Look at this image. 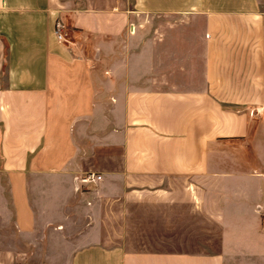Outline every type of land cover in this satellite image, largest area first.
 I'll list each match as a JSON object with an SVG mask.
<instances>
[{"label": "crops", "instance_id": "crops-1", "mask_svg": "<svg viewBox=\"0 0 264 264\" xmlns=\"http://www.w3.org/2000/svg\"><path fill=\"white\" fill-rule=\"evenodd\" d=\"M263 131L264 0H0V264H264Z\"/></svg>", "mask_w": 264, "mask_h": 264}, {"label": "rangeland", "instance_id": "rangeland-1", "mask_svg": "<svg viewBox=\"0 0 264 264\" xmlns=\"http://www.w3.org/2000/svg\"><path fill=\"white\" fill-rule=\"evenodd\" d=\"M153 23L156 24V26L159 27V23L161 22L160 17H153L152 19ZM159 31V28H158ZM159 65V63H158ZM264 132V131H263ZM222 147V146H220ZM218 147V148H220ZM248 151V154L254 158L255 153H251L249 151V148L245 149ZM236 150L229 147H222V150L216 149L211 155L209 156V170L210 171H216V168L224 169L227 167V163L234 162L237 158L235 156ZM254 167L257 166V162H254ZM89 185V184H88ZM230 210V207H228ZM226 212V210H225ZM244 213H236L232 211L231 214H226L227 216V223L234 224L237 226L234 229H230L228 239L233 242V249L239 253L240 256L243 257L244 251L250 250L251 254L249 255L251 258H247V260L251 263L259 262L261 263V259L264 258V246L262 243V240L260 238V235L256 232L255 229H253V217L251 212H247V210L243 211ZM256 212L259 215V220L261 227L264 229V211H259V208H257ZM8 231L12 232V223L11 220L7 223ZM204 233L198 238L200 240V245L205 246V244H208L209 237H204ZM7 239V238H6ZM41 240L44 238H40ZM9 245L18 246L20 239L17 236H9L8 238ZM39 241V239H37ZM216 244L218 246L219 244V238H215ZM211 240V243L214 242ZM214 244V243H213ZM244 250V251H243ZM249 254V253H247ZM47 255V253H40V252H31L28 251L25 255H23L24 259H17L16 263L18 264H42L44 257ZM246 255V253L244 254ZM239 262L241 261L240 258ZM244 259V258H243ZM226 264H229L226 261Z\"/></svg>", "mask_w": 264, "mask_h": 264}, {"label": "built area", "instance_id": "built-area-1", "mask_svg": "<svg viewBox=\"0 0 264 264\" xmlns=\"http://www.w3.org/2000/svg\"><path fill=\"white\" fill-rule=\"evenodd\" d=\"M62 29H63V26H62L61 21L56 20L53 24L52 32L58 42L63 41ZM99 179H100V175L92 173V172H87L78 178V182L80 184L88 185V184H94ZM263 223H264V219H263Z\"/></svg>", "mask_w": 264, "mask_h": 264}]
</instances>
